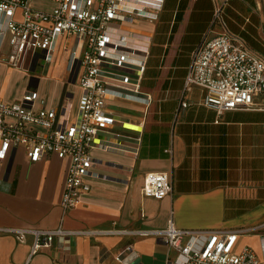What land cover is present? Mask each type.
Segmentation results:
<instances>
[{"label":"crops","instance_id":"crops-1","mask_svg":"<svg viewBox=\"0 0 264 264\" xmlns=\"http://www.w3.org/2000/svg\"><path fill=\"white\" fill-rule=\"evenodd\" d=\"M225 2L166 0L156 23L123 28L151 40L142 94L112 88L106 111L116 123L95 141L87 179L91 190L76 208L64 213L61 207L67 160L52 155L30 164L18 149L0 162V228L77 233L55 238L50 248L32 256V235L20 243L0 233V264H167L176 253L170 254L158 236L102 232L162 231L170 222L194 231L264 224V109L219 117L201 104L204 90H185L191 53ZM33 4L45 10L55 6L42 0ZM224 13L235 18L252 45L264 49L262 0H231ZM63 45L60 39L53 62L31 72L0 62V97L12 103L35 90L48 108L59 110L68 102L75 118L82 95L80 68H72L75 43L68 50ZM48 66L49 76L37 78V71ZM149 173L170 174L172 195L145 197L142 187ZM89 231L99 234L84 233Z\"/></svg>","mask_w":264,"mask_h":264},{"label":"built area","instance_id":"built-area-1","mask_svg":"<svg viewBox=\"0 0 264 264\" xmlns=\"http://www.w3.org/2000/svg\"><path fill=\"white\" fill-rule=\"evenodd\" d=\"M33 1L0 0V62L31 72L53 62L60 39H64V50L74 42L71 60L72 68H80V105L73 118L68 102L59 110L48 108L35 90H29L17 102L0 97V162L9 161L18 149L25 151L30 164L52 155L67 160L61 200L67 213L79 205L83 193L91 190L87 179L92 175L95 141L116 123L106 111L112 88L124 87L135 95L142 94L151 40L123 28L140 21L156 23L166 0H42L55 5L50 10L34 6ZM229 1L215 11L212 28L192 51L185 79V90H204L201 104L215 110L219 117L232 111L264 109V56L229 29L224 13ZM142 193L156 200L172 195L170 174H147ZM0 233L12 234L20 243H26L32 235L31 256L50 248L57 237L77 234L62 228H0ZM131 233L161 238L169 253H176L174 258L169 256L167 264H264V224L194 231L178 229L170 222L162 231L102 232ZM255 235L261 239V255L241 245L244 237Z\"/></svg>","mask_w":264,"mask_h":264},{"label":"rangeland","instance_id":"rangeland-1","mask_svg":"<svg viewBox=\"0 0 264 264\" xmlns=\"http://www.w3.org/2000/svg\"><path fill=\"white\" fill-rule=\"evenodd\" d=\"M262 4H263V6H264V1L262 0ZM225 20H226V22H227V24L229 25V28H230V30L233 32V33H236V34H239L248 44H249V46L252 48V49H254V50H257L261 55H263L264 56V49L263 48H260V47H258L256 44H253L252 45V41H251V39L250 38H248L246 35H244L243 34V31L240 29V27H238V26H235V18H233V17H229V16H227V14L225 15ZM239 20V19H238ZM50 66H48V67H46L44 70H38L37 71V78H42V77H48L49 76V68ZM47 74H48V76H47ZM256 237H253V238H251L252 236H249V237H247L246 236V239L247 240H241V243H242V246H244V245H248V246H251L252 247V245H251V243H253L254 242V244H255V246H257L256 247V249L258 248V251L256 250V252L259 254V253H261V251L260 250H262L261 248H262V245H261V239H260V237H259V235H255ZM245 239V238H244ZM253 248V247H252Z\"/></svg>","mask_w":264,"mask_h":264},{"label":"trees","instance_id":"trees-1","mask_svg":"<svg viewBox=\"0 0 264 264\" xmlns=\"http://www.w3.org/2000/svg\"><path fill=\"white\" fill-rule=\"evenodd\" d=\"M165 4H166V2H165ZM165 7V6H164ZM164 10V9H163ZM227 23V22H226ZM228 25V24H227ZM228 27H229V25H228ZM230 29V28H229ZM147 71V70H146ZM145 75H146V73H145Z\"/></svg>","mask_w":264,"mask_h":264}]
</instances>
